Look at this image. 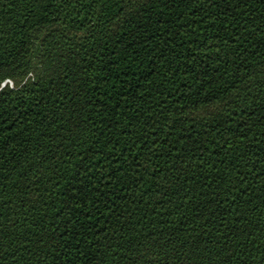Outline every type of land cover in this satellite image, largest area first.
Instances as JSON below:
<instances>
[{
	"label": "trees",
	"instance_id": "1",
	"mask_svg": "<svg viewBox=\"0 0 264 264\" xmlns=\"http://www.w3.org/2000/svg\"><path fill=\"white\" fill-rule=\"evenodd\" d=\"M0 264H264V0H0Z\"/></svg>",
	"mask_w": 264,
	"mask_h": 264
}]
</instances>
